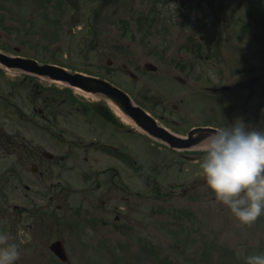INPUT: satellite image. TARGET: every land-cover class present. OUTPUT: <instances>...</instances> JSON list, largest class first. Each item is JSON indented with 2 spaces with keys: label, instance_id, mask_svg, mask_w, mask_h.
Instances as JSON below:
<instances>
[{
  "label": "rangeland",
  "instance_id": "rangeland-1",
  "mask_svg": "<svg viewBox=\"0 0 264 264\" xmlns=\"http://www.w3.org/2000/svg\"><path fill=\"white\" fill-rule=\"evenodd\" d=\"M191 2L193 6L185 8ZM261 4H264L263 0H0V49L10 52L17 49L22 56L38 59L42 63L52 62L74 70L103 74L142 100L145 94L149 97H162L163 91L175 86L174 78L178 70L175 69L174 63L179 55L189 58L188 64L193 63L196 75L201 74L203 70L204 80H220L212 67L214 61L207 63L205 59H195L193 53L180 50L187 46L191 39L199 40L204 37V49L207 48L206 43L213 41L218 51L227 53L228 63L224 67L240 62L249 70L244 73L247 74L244 80L251 82L252 71L259 69V76L254 78L264 83V23L254 24L259 19L256 13L260 15L264 11V7H258ZM180 8L183 10L182 18L175 14V10ZM213 9L218 14L207 17V12ZM188 16L191 19L186 21ZM176 17L181 18V27H178V21H174ZM241 23H246L243 35L252 36V40L241 42L240 46L233 44V47L222 43L221 38L225 36L227 29L233 31L235 28V36L239 28L237 25ZM195 24L200 28L194 30ZM239 36L242 37V33H239ZM255 52L259 57H256ZM109 59L112 65H108ZM148 62L158 66L159 72L145 71L144 65ZM215 63L219 65L218 62ZM123 65L136 72L140 82L133 84V79L124 71ZM1 72L0 108L3 107L7 115L0 116V120L5 121L6 128L12 127L14 131H48L45 127L49 123L43 121L34 111L35 107L44 105L46 96L39 98L38 92L33 89L36 83H41L43 87L48 81L16 71ZM231 72H226L228 82ZM251 82L247 83V90L253 94H246L248 97L254 96L252 99L255 103L249 104L247 111L252 121L257 114L264 117V108L263 113L261 108L264 99H261V104L258 103V98H255L258 94L255 93L256 88H250ZM68 92L67 101L63 105H59V102L64 96L53 95L58 99L53 105V111L60 115L53 116L50 124L53 130L51 132L55 135L47 136L52 139V150L58 155H65L66 162L61 163L58 158L57 163L50 164L49 169L58 177L61 168L56 165L63 167V181L78 189L81 185V170L87 171L89 179L97 180L98 170L106 169L110 174L102 175L101 179L107 180L108 176L114 175L109 167L116 166L119 169L125 165L120 164L121 157L114 153L100 154L76 147L69 148L68 142L63 143L57 139L58 134L63 133L68 141L79 143L82 136L94 137V131H102L98 120L94 118L95 121H90L82 111L81 100L86 102L94 98L75 90H71L72 94ZM74 97L75 102L71 100ZM201 98L205 97L194 96V102H198L195 108L197 118L225 123V126H231L237 121L245 124L243 114L247 104L241 105L234 102L235 100H229L232 105L236 104L232 108L237 116L234 122L231 116L219 114L223 111L220 105L211 103L213 115L210 119L208 110H202ZM13 103L19 111L15 110ZM148 106L151 107V104L148 103ZM14 111L18 115L13 116ZM46 114L50 117L53 112L46 110ZM31 117L39 125L30 122ZM117 135L118 139H123L126 146L130 143L133 151L141 152L142 147L145 148L143 141L135 139L134 136L129 139L124 136L127 134ZM85 156H89V160H86ZM167 158H164V161L161 159L160 162L168 161ZM188 165L191 164L176 167L175 171L169 168L167 175L164 173L168 170L160 167V171H164L163 174L160 173L163 181L166 180L165 176L176 180V183L171 184L169 181L164 182V185H174L178 198L173 201H160L155 204L156 208L152 204L142 205L141 209L134 206L130 223L132 243H123L124 245L120 246L102 241L109 236L108 232L113 233L103 222L109 209L105 200V197L111 195L107 189L112 186L109 180L106 188H96L93 185L94 190L90 186V193L76 192L70 195L69 207L59 215L62 221L67 219L70 227L63 226L65 223H56L53 215L51 216L53 212H50L46 219L53 221L47 225V229V226L45 229L38 226V217L33 214H23L21 219L13 216L14 202L26 205L29 212H33L34 201L39 203L38 193L41 186L35 181L33 191L28 193L23 187L20 193L15 195V199L0 201V208L5 207L7 215H0V234L12 233L14 236L12 242L17 244L20 252L18 264H61L49 250V244L56 239L65 241L71 264H246L247 256L264 253V214L251 226L241 225L230 210L217 202L213 193L206 188L199 165ZM124 171L121 170L120 179L125 176ZM114 173L116 174V171ZM126 176V181L132 178L133 184L130 185L133 189L142 187L139 185L138 173L130 167L126 168ZM194 176L199 178L200 185L194 190L189 189L183 197V190L193 185L188 183ZM62 179L59 177V181ZM124 187L128 188V182ZM133 202L139 201L134 199ZM95 204L100 207V214L92 212ZM39 205L41 203L37 208ZM117 206H110L109 209V220L113 226L119 224H116L113 210ZM78 208H82L81 217L89 218L87 221H92L94 214L101 215L93 223L95 227L91 223H85L87 226L80 225L82 221L79 222L75 218ZM13 221H18L17 227L13 226ZM31 223L33 229L29 230L27 227ZM79 225L80 230H77ZM120 235L117 229L114 241H119Z\"/></svg>",
  "mask_w": 264,
  "mask_h": 264
},
{
  "label": "clouds",
  "instance_id": "clouds-1",
  "mask_svg": "<svg viewBox=\"0 0 264 264\" xmlns=\"http://www.w3.org/2000/svg\"><path fill=\"white\" fill-rule=\"evenodd\" d=\"M192 149L205 186L235 219L251 226L264 214V131L246 130L242 121L216 127ZM20 252L12 237L0 234V264H16ZM246 264H264V253L249 255Z\"/></svg>",
  "mask_w": 264,
  "mask_h": 264
},
{
  "label": "flooded vegetation",
  "instance_id": "flooded-vegetation-1",
  "mask_svg": "<svg viewBox=\"0 0 264 264\" xmlns=\"http://www.w3.org/2000/svg\"><path fill=\"white\" fill-rule=\"evenodd\" d=\"M188 74L193 75L192 72H189ZM179 85L182 87L178 88V91H176L173 99L170 100L168 98H161L158 100V102L153 103L155 104V108L159 110V112L156 113L159 120L165 125L172 126L173 131H191V129L211 126L210 120L197 121V113L195 111V108L197 107L198 102H194V96L197 95L198 91L206 93V95H199L205 97L201 98L200 102L202 110H208L209 112L207 111V114L211 119V95H215L216 93H218L219 89L212 87L211 85H205L201 87L196 84L195 81L184 78L179 80ZM184 87L190 88L186 90ZM221 107L223 109H227L228 105L224 101V103L221 104ZM10 146L12 145H7L5 147L9 155L12 152Z\"/></svg>",
  "mask_w": 264,
  "mask_h": 264
},
{
  "label": "water",
  "instance_id": "water-1",
  "mask_svg": "<svg viewBox=\"0 0 264 264\" xmlns=\"http://www.w3.org/2000/svg\"><path fill=\"white\" fill-rule=\"evenodd\" d=\"M2 58L3 57L0 56V59H2ZM22 67H24V65H22ZM148 67L150 68V66H148ZM38 70L42 74H49L54 78H60L63 80H68L72 85L80 86V87H82L88 91H93V92L102 91V92H105L106 94H108L106 91L111 92L114 96L112 98L114 99L115 102H117L118 104H120L119 102L127 103V104H125L126 105L125 107L129 106L128 97L126 95H124L122 92H120L118 89L110 86L107 82L96 80L94 84L85 83V80H83L84 79L83 77H81L79 75H75V76L69 75L64 70H61V69H58L55 67H51V66L39 67ZM54 71H61L63 73V76L58 75L56 73H53ZM132 109L139 111L138 109H134V108H132ZM96 111L98 112L99 115H101L106 120L115 122L113 116L109 112L108 108H106L105 106H103V105L97 106ZM53 249L55 250V252L58 255L63 257V254L60 252L59 249H57L55 246L53 247Z\"/></svg>",
  "mask_w": 264,
  "mask_h": 264
}]
</instances>
